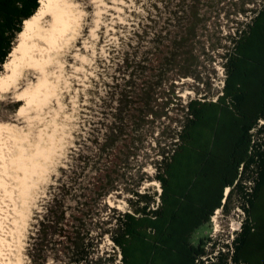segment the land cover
<instances>
[{"label":"rangeland","instance_id":"1","mask_svg":"<svg viewBox=\"0 0 264 264\" xmlns=\"http://www.w3.org/2000/svg\"><path fill=\"white\" fill-rule=\"evenodd\" d=\"M72 1L73 20L42 62L44 72L25 68L18 81L17 90L47 84V95L22 115L16 113L24 100L13 93L0 98V120L15 124L33 154L25 161L23 140L10 138L22 150L19 162L34 169L28 186L19 180L20 191L7 194L9 209L20 208L10 225L18 264H122L112 233L129 211L131 192L158 196L162 153L172 149L187 102L221 93L231 37L264 4ZM133 92L139 97L133 106L147 97L143 117L127 113L123 94ZM29 165L18 166L19 173ZM242 218L234 194L230 212L215 211L192 242L211 238L222 247Z\"/></svg>","mask_w":264,"mask_h":264},{"label":"trees","instance_id":"2","mask_svg":"<svg viewBox=\"0 0 264 264\" xmlns=\"http://www.w3.org/2000/svg\"><path fill=\"white\" fill-rule=\"evenodd\" d=\"M39 5L0 0V70ZM231 42L221 93L189 99L172 149L162 153L158 196L136 190L128 198L112 233L122 264H264V4ZM133 94H123L127 113L143 117L147 97L133 106ZM234 194L243 218L231 241L193 243L215 211L230 212Z\"/></svg>","mask_w":264,"mask_h":264},{"label":"bare ground","instance_id":"3","mask_svg":"<svg viewBox=\"0 0 264 264\" xmlns=\"http://www.w3.org/2000/svg\"><path fill=\"white\" fill-rule=\"evenodd\" d=\"M74 7L75 3L72 0H40L37 11L24 20L16 44L3 64V71L0 73V98L6 93H13L14 99L25 101L19 107L17 115H22L32 104H36L41 97L47 95V84L45 85L46 88L44 84L39 83L33 87L29 84L32 88L26 85L24 89L17 90L18 81L26 73L25 68H40L41 71L43 70L41 69L43 68L42 62L46 58L48 59L50 48L56 45L58 37L62 35V32L68 28L67 26L73 20ZM47 18L48 24L43 27L42 25ZM14 125L9 121L0 120V176L2 175L0 179L3 180V186H1L2 181H0V264H18L17 262H19L18 258L15 257V253H13V246L16 245L15 240L12 239L13 232L10 230V225L20 215V208L9 209L7 194H11L12 191L18 193L19 184L17 183L19 180H22L24 186H28L30 175L27 171L33 168L27 162H19V155L23 154L19 146L14 148L10 146V138L14 140L22 137L17 134L18 129H15ZM29 144L27 141H22V145L25 146V161L33 155L29 150ZM5 157L8 159H4ZM25 165H29V168H21L23 169L21 175L18 166ZM23 176L24 178H22ZM13 218L15 219L13 220Z\"/></svg>","mask_w":264,"mask_h":264},{"label":"built area","instance_id":"4","mask_svg":"<svg viewBox=\"0 0 264 264\" xmlns=\"http://www.w3.org/2000/svg\"><path fill=\"white\" fill-rule=\"evenodd\" d=\"M222 84H223V86H224V80H223V82H222ZM160 186V185H159ZM161 190H159V192H160ZM233 233H234V230H233ZM232 233V234H233ZM234 237V235H232V238Z\"/></svg>","mask_w":264,"mask_h":264}]
</instances>
